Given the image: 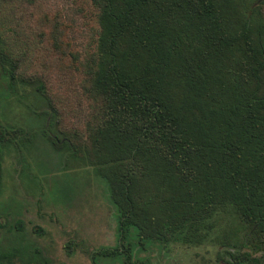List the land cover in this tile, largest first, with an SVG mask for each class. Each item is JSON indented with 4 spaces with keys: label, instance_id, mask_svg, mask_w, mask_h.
<instances>
[{
    "label": "trees",
    "instance_id": "16d2710c",
    "mask_svg": "<svg viewBox=\"0 0 264 264\" xmlns=\"http://www.w3.org/2000/svg\"><path fill=\"white\" fill-rule=\"evenodd\" d=\"M92 2L84 66L101 103L89 150L119 219V242L93 263L122 255L130 235L200 243L223 211L225 262L264 264L242 249L264 247V0ZM6 59L10 81L18 60ZM9 132L0 124V143ZM46 262L0 247V264Z\"/></svg>",
    "mask_w": 264,
    "mask_h": 264
},
{
    "label": "rangeland",
    "instance_id": "374dc122",
    "mask_svg": "<svg viewBox=\"0 0 264 264\" xmlns=\"http://www.w3.org/2000/svg\"><path fill=\"white\" fill-rule=\"evenodd\" d=\"M97 14L92 0H0L3 67L18 60L10 81L0 64V124L10 131L0 143V247L26 259L36 248L45 264H227L228 246L214 238L231 223L223 211L200 243L130 235L122 255L92 262L119 242L118 212L89 150L101 101L84 65ZM242 249L264 257V247Z\"/></svg>",
    "mask_w": 264,
    "mask_h": 264
},
{
    "label": "flooded vegetation",
    "instance_id": "af4514ba",
    "mask_svg": "<svg viewBox=\"0 0 264 264\" xmlns=\"http://www.w3.org/2000/svg\"><path fill=\"white\" fill-rule=\"evenodd\" d=\"M93 262V261H92Z\"/></svg>",
    "mask_w": 264,
    "mask_h": 264
}]
</instances>
